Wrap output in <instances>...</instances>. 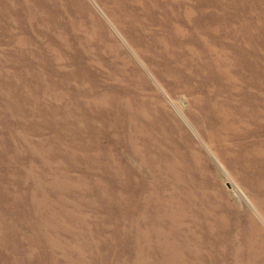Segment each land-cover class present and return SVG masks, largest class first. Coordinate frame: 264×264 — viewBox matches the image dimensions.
<instances>
[{
    "label": "rangeland",
    "instance_id": "rangeland-1",
    "mask_svg": "<svg viewBox=\"0 0 264 264\" xmlns=\"http://www.w3.org/2000/svg\"><path fill=\"white\" fill-rule=\"evenodd\" d=\"M264 260V0H0V264Z\"/></svg>",
    "mask_w": 264,
    "mask_h": 264
},
{
    "label": "bare ground",
    "instance_id": "bare-ground-1",
    "mask_svg": "<svg viewBox=\"0 0 264 264\" xmlns=\"http://www.w3.org/2000/svg\"><path fill=\"white\" fill-rule=\"evenodd\" d=\"M248 262H251V263H253V261H255L256 262V264H264V260H262L261 258H259V257H257V258H249L248 260H247Z\"/></svg>",
    "mask_w": 264,
    "mask_h": 264
}]
</instances>
